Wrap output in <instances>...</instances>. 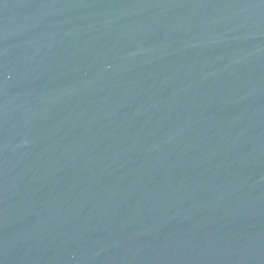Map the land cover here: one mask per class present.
I'll use <instances>...</instances> for the list:
<instances>
[{
    "label": "water",
    "instance_id": "95a60500",
    "mask_svg": "<svg viewBox=\"0 0 264 264\" xmlns=\"http://www.w3.org/2000/svg\"><path fill=\"white\" fill-rule=\"evenodd\" d=\"M0 264H264V0H0Z\"/></svg>",
    "mask_w": 264,
    "mask_h": 264
}]
</instances>
